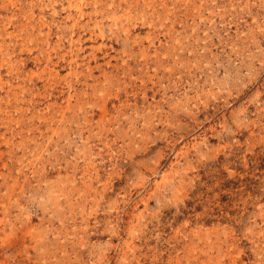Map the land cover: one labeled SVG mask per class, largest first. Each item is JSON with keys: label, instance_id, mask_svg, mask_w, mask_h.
Wrapping results in <instances>:
<instances>
[{"label": "rangeland", "instance_id": "rangeland-1", "mask_svg": "<svg viewBox=\"0 0 264 264\" xmlns=\"http://www.w3.org/2000/svg\"><path fill=\"white\" fill-rule=\"evenodd\" d=\"M0 264H264V0H0Z\"/></svg>", "mask_w": 264, "mask_h": 264}]
</instances>
